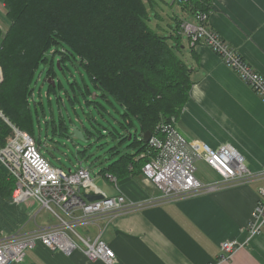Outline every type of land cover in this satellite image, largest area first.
<instances>
[{
	"label": "crops",
	"instance_id": "crops-1",
	"mask_svg": "<svg viewBox=\"0 0 264 264\" xmlns=\"http://www.w3.org/2000/svg\"><path fill=\"white\" fill-rule=\"evenodd\" d=\"M179 6L183 13L188 11ZM183 18L184 15H174L176 22L183 23ZM196 23L195 17L193 24ZM208 25L264 76V0H212ZM7 26L4 2L0 0L2 34ZM185 37L186 42L179 39L181 57L191 69L193 84L173 125L191 142L212 147L232 144L250 170H263L264 102L212 50L204 44L192 45L186 34ZM0 169L8 174L1 162ZM105 179L97 185V193L94 188L86 192L107 196L121 193L133 200L156 194L142 173L117 179L116 184ZM218 179L217 175L214 181ZM261 186L264 179L121 215L106 225L101 239L115 253L113 264H208L220 252L221 242L228 239L242 245L224 264H264V224L250 237L243 230L251 221ZM10 198L11 195H0V236L18 228L23 219V212ZM99 225L103 226V222ZM90 226L82 227V234L96 237L98 226ZM28 262L106 264L89 260L78 249L65 254L50 251L40 243L26 252V260L12 264Z\"/></svg>",
	"mask_w": 264,
	"mask_h": 264
},
{
	"label": "trees",
	"instance_id": "trees-1",
	"mask_svg": "<svg viewBox=\"0 0 264 264\" xmlns=\"http://www.w3.org/2000/svg\"><path fill=\"white\" fill-rule=\"evenodd\" d=\"M149 1L3 0L8 26L3 34L0 31V148L13 136L11 125L34 138L33 104L38 125L37 104L42 110L43 106L33 101L32 83L41 63L49 62L47 77L56 76L52 57L47 56L55 47L52 56L60 53V65L69 55L77 57L93 87L100 91L98 95L105 100L110 97V102L123 108L121 115L127 123L120 124L125 132L116 131L114 137L119 143L129 140L125 149L135 151L121 152L114 147L112 154L118 156L98 172L116 179L142 173L155 154L143 134H155L160 122L173 123L193 84L191 69L181 57V20L172 34L155 31L148 23ZM176 2L195 16L197 12L209 15L212 0ZM60 85L48 83L47 93H55ZM82 94L86 103L100 105L89 99L87 85ZM57 98L62 101L61 96ZM132 118L139 122V133L129 131ZM59 128L58 134L68 135L65 123H59ZM36 144L42 150L39 137ZM13 188L14 178L0 169V195L9 198Z\"/></svg>",
	"mask_w": 264,
	"mask_h": 264
},
{
	"label": "built area",
	"instance_id": "built-area-1",
	"mask_svg": "<svg viewBox=\"0 0 264 264\" xmlns=\"http://www.w3.org/2000/svg\"><path fill=\"white\" fill-rule=\"evenodd\" d=\"M195 17L196 24H181V30L189 37L191 44L207 46L264 102V76L209 27L206 13L197 12ZM11 127L13 136L0 148V162L14 178L10 202L19 208L22 205L23 211L36 204L39 206L37 212H50L56 223L36 224L30 230H25L21 225L2 234L0 264L23 262L26 252L37 243L50 251L65 254L78 249L91 261L102 260L106 264H113L115 253L101 237L106 225L118 216L264 179V169L250 170L232 144L212 147L202 142H191L177 131L173 123L160 122L156 126V133L151 134L148 140L155 154L142 167L143 178L154 186L156 194L147 199L133 200L119 193L90 201L84 195L92 193L81 191V187L90 186L94 188V193L98 192L89 167L72 171L53 165L31 135L13 125ZM198 159H203L219 179L209 183L198 180L194 165ZM107 178L117 183L115 177L107 175ZM258 191L251 221L243 228L249 237L257 234L264 224V186L259 187ZM99 222H103V226ZM90 225L98 226L96 237L80 234L76 230V227ZM241 245L236 239L224 240L220 244V252L208 264H224Z\"/></svg>",
	"mask_w": 264,
	"mask_h": 264
},
{
	"label": "rangeland",
	"instance_id": "rangeland-1",
	"mask_svg": "<svg viewBox=\"0 0 264 264\" xmlns=\"http://www.w3.org/2000/svg\"><path fill=\"white\" fill-rule=\"evenodd\" d=\"M179 5L178 2L175 1L173 3L171 0H150L147 3L150 27L161 34L173 33L177 23L174 19L176 13L180 16L184 15V22L193 24L195 17L190 11L186 13L180 11ZM180 34L183 42H186L185 34L182 31ZM57 48L59 50L62 49L59 46ZM54 49L55 47L47 53V56L52 57L51 59L53 60V67L56 72L53 80L61 85L56 88L55 93H47L49 77L46 76V69L49 66V62L41 63L32 83L33 101H40L43 106L42 110L40 105L37 104L40 109L38 111L40 119L38 125L33 104L34 140L36 142L39 137L42 151L55 166L72 171L79 167H89L92 179L97 186L102 181H106L98 171L118 156V154H112L114 147H117L121 152L128 150L133 153L135 151L133 148L125 149L129 140L119 143V139L114 137L117 132H125L120 124L121 122L127 123L121 115L123 108L114 100L113 103L110 102L108 100L110 97L107 98V101L98 95L100 91L93 87L77 57L69 55V58L65 59L61 65H57L61 55L55 52L52 56ZM85 85L91 91L90 96H88L89 99H96L97 103H100L103 108L96 103H86L82 94ZM56 95L61 96L62 101L58 100ZM67 95L71 96L73 101H70ZM75 96H77V100L74 98ZM61 122L67 125L69 129L68 135L58 134L60 131L59 123ZM132 125L129 128L130 133H134L135 129L139 133V122L135 118H132ZM74 128L81 133L78 136L80 139L73 135ZM194 165L196 168L195 176L198 180H202L201 182L209 183L217 178L218 174L203 159H198ZM91 189L92 187L90 186L81 187V191H92ZM38 208V205L31 204L22 213L21 225L25 230L35 227L36 224L56 223V219L50 212L46 210L37 212ZM35 215L36 217L33 218ZM76 230L80 234L85 231L82 227H76Z\"/></svg>",
	"mask_w": 264,
	"mask_h": 264
},
{
	"label": "water",
	"instance_id": "water-1",
	"mask_svg": "<svg viewBox=\"0 0 264 264\" xmlns=\"http://www.w3.org/2000/svg\"><path fill=\"white\" fill-rule=\"evenodd\" d=\"M57 65H59V63L57 64ZM48 83H51L53 86H55V81L52 79V78H48ZM94 98V97H93ZM73 135L74 136H76V137H78L79 135H81V133L80 132H77V130L74 128L73 129ZM150 136H151V133L149 132V131H146L144 134H143V139H144V141L146 142V141H148L149 140V138H150ZM83 137V136H82ZM79 138V137H78ZM84 138V137H83ZM129 138H131V135H129ZM80 139V138H79ZM84 197L87 199V200H97V199H100V198H102L103 197V195L102 194H90V195H88V194H85L84 195ZM20 210L21 211H23L24 210V207L21 205L20 206Z\"/></svg>",
	"mask_w": 264,
	"mask_h": 264
}]
</instances>
